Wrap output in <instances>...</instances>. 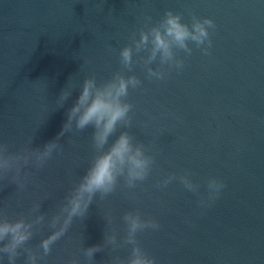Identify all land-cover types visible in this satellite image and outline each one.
Segmentation results:
<instances>
[{
    "label": "water",
    "instance_id": "1",
    "mask_svg": "<svg viewBox=\"0 0 264 264\" xmlns=\"http://www.w3.org/2000/svg\"><path fill=\"white\" fill-rule=\"evenodd\" d=\"M167 9L189 23L193 14L211 17V45L177 49L183 68L164 65L161 79L146 76L144 53L122 67L119 49ZM115 71L142 81L129 90L127 131L153 155L151 171L132 188L121 180L106 198L97 195L41 264H88L83 248L103 243L105 213L119 240L129 210L158 221L157 229L137 234L156 264H264V0H0V142L10 151L29 137L33 147L53 139L63 145L43 167L25 166L24 188L11 174L0 178V207L9 217L30 218L39 201L46 221L29 244L35 248L49 234L47 218L92 155L91 127L60 134L76 85L86 74L104 79ZM67 87L72 97L61 107ZM168 175L166 185L158 183ZM213 177L223 181L215 198ZM130 251L101 248L92 264L126 261ZM17 264H25L23 253Z\"/></svg>",
    "mask_w": 264,
    "mask_h": 264
},
{
    "label": "clouds",
    "instance_id": "2",
    "mask_svg": "<svg viewBox=\"0 0 264 264\" xmlns=\"http://www.w3.org/2000/svg\"><path fill=\"white\" fill-rule=\"evenodd\" d=\"M210 26H214L211 17L201 18L193 14L189 23L182 19L179 12L167 9L158 21L147 29L141 28L138 37L133 34L132 42L119 49L120 64L130 69L134 62L133 53H144L139 59L143 62L146 76L149 79L164 78L162 66H175L177 70L184 66V60L176 54L177 49L191 53L193 44L196 47L211 45ZM202 51L207 52L208 47H202ZM157 61L158 66L154 67L153 63ZM141 83L135 73L125 75L122 71H115L104 79L95 74H86L76 85L79 91L67 108V117L60 134L92 128V155L87 167L47 218L52 230L40 239L35 248L29 241L37 227L46 221V214L40 211L41 203L33 202L34 214H30V218L24 214L9 217L0 207V264H5V258L7 264H17V257L22 253L25 264H41L42 257L50 252L52 244L65 234L73 221L87 214L89 205L97 195L99 199H104L116 190L121 180L132 188L149 175L154 157L145 150L142 142L136 141L127 131L131 125L132 108L128 100L129 90ZM70 97L72 88H64L57 104L63 107ZM121 126L124 130L114 135ZM62 147L58 139L45 142L43 147H33L32 137H29L18 150L10 151L6 143L0 142V178L11 174V180L17 188L22 189L27 179L23 171L25 166L31 165L36 169L43 167L53 153L61 151ZM171 179L172 175H168L158 183L166 185ZM180 179L186 187H194L187 174L181 175ZM209 187L213 189L211 198H215L223 187V181L210 178ZM105 219L107 227L103 243L83 248L88 264H92L94 253L101 248L116 249L122 245H131L130 254L126 261L116 257L113 264H156L155 258L137 242L138 232L159 227L156 219L143 218L138 210L125 211L122 219L126 232L119 240L114 229L107 230L113 221L110 211L105 213ZM68 264H79V261L72 259Z\"/></svg>",
    "mask_w": 264,
    "mask_h": 264
}]
</instances>
